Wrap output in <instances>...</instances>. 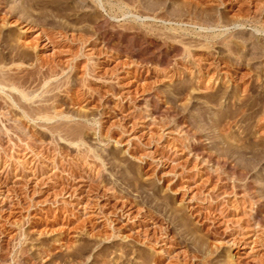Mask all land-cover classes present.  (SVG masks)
<instances>
[{
	"label": "rangeland",
	"instance_id": "1",
	"mask_svg": "<svg viewBox=\"0 0 264 264\" xmlns=\"http://www.w3.org/2000/svg\"><path fill=\"white\" fill-rule=\"evenodd\" d=\"M0 264H264V0H0Z\"/></svg>",
	"mask_w": 264,
	"mask_h": 264
},
{
	"label": "bare ground",
	"instance_id": "2",
	"mask_svg": "<svg viewBox=\"0 0 264 264\" xmlns=\"http://www.w3.org/2000/svg\"><path fill=\"white\" fill-rule=\"evenodd\" d=\"M4 80V79H3ZM49 89H51V88H49ZM48 90V89H47ZM46 91V90H45ZM49 91V90H48ZM24 94V93H23ZM24 97L25 98H27L28 96H27V94H24ZM44 109V108H43ZM42 111V110H41ZM45 112V111H44ZM30 114V113H29ZM39 114V113H38ZM44 114V113H43ZM47 114H48V112H47ZM39 115H41V114H39ZM49 115V114H48ZM59 116H64L65 117V115H59ZM44 118V117H43ZM47 118V117H46ZM47 119H53L52 117H51V115H50V117H48ZM61 126V125H60ZM71 127V126H70ZM63 130L64 131H61V132H64V134L62 133V134H60L62 137L63 136H65V138L64 139H69V137H68V134H69V132H72V130L77 134L79 131H77L78 129H76V128H71V129H66V133H65V129L63 128ZM60 132V133H61ZM74 135V134H73ZM79 135V134H78ZM67 136V137H66ZM61 137V138H62ZM81 137V136H80ZM79 137V138H80ZM78 138V137H77ZM72 139V138H71ZM73 141V140H72ZM77 145H79L78 143H76ZM86 208V207H85ZM86 210V209H85ZM126 213V212H125ZM161 251V250H160Z\"/></svg>",
	"mask_w": 264,
	"mask_h": 264
}]
</instances>
